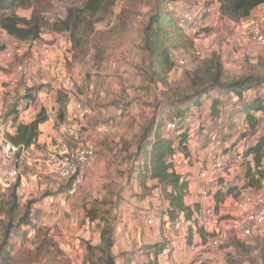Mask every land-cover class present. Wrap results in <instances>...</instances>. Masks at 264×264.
I'll return each mask as SVG.
<instances>
[{"label":"rangeland","instance_id":"374dc122","mask_svg":"<svg viewBox=\"0 0 264 264\" xmlns=\"http://www.w3.org/2000/svg\"><path fill=\"white\" fill-rule=\"evenodd\" d=\"M83 1L35 0L22 4L16 11L19 15L29 17L30 12L34 10L43 19L54 21L64 18L68 7L80 6ZM108 1L114 3L109 8L112 9V14H100L102 20L95 24L94 32L90 35L87 30L80 29L77 36L83 37L86 33L89 36L87 39H81L79 47L75 50L68 45L70 37L66 32L55 33L45 29L36 41L24 42L12 38L0 29V112L10 110L14 104L22 110L25 102L20 101V98L29 87L34 86L40 87L35 93L36 102L31 104L34 110H38L40 102L47 103V108L51 107L52 111L58 109L59 95L62 102L67 103L75 99L85 106L81 104V108L88 109L89 113L81 120L83 122H87L88 119L90 122L95 120L96 114L92 108L99 106L110 108V112H115L116 109L125 112L123 116L115 119L112 116H105L106 118L100 116L96 119L99 123L96 125L106 124L108 129L103 128L92 135H87V141L95 144L97 148V157L87 170L86 179L80 186L73 187L66 178L38 173L23 160L19 170L31 187L28 190L17 191L19 208L13 215L12 223H17L19 216L28 206L30 224L13 228L10 236L12 258L9 264L96 262L100 251L92 254L91 251H87L86 245H99L104 226L112 228L114 245L111 252L114 264L149 263L152 255L146 248L147 245L138 243L135 226L145 224L150 212L149 209L143 210L140 195L148 194L151 187H143L142 182L133 177L135 176L133 172L137 171L138 167L130 163L129 159L131 161L136 153L140 134L152 118L160 123L159 131L164 136L175 134L174 130L165 129L166 122L178 119L184 121L183 126L188 127L190 132L187 148L191 149L189 158H185L186 165H191L199 158L205 165L209 164V169L212 170L216 159L223 163V168L217 172L214 182L209 183L213 184L214 191L217 186L222 185L233 186L236 192L241 193L246 192L245 187L251 192L264 191V175L259 186L254 183L256 188L246 186L244 176L250 158L242 157V152L264 133V111L255 113L260 121L252 133L248 131L244 121L243 102L230 92H212L199 104L175 103L176 98L189 93L186 73L199 66L202 58L208 57L212 52L221 57L228 79L249 73L264 76V46L252 41L245 31L251 15L233 21L222 15L218 5H212L211 0H126L122 6H118L120 12L114 14L115 3L121 0ZM204 5H209V12L206 16L200 17L204 8L199 7ZM155 6H160L173 15L176 13V18L181 11L191 12V9H195L200 14L196 22L202 25L199 33H193L191 27H187L189 31L185 32V36L181 35L174 39L176 46V50L172 52L174 68L164 75L166 83L149 77L147 55L142 50V30ZM129 15L131 17H128ZM183 17L184 13L180 17L182 24ZM202 20L203 23H200ZM121 32L122 34L117 35ZM127 44L134 45L136 51L121 52L120 60L123 61L122 65H126L131 58L135 60V64H131L130 72L125 69L121 75H116L118 81L114 82L124 90L123 93L120 94L116 86L110 85L107 89L104 88L106 93L103 92V96L99 95L102 88L99 85L98 89L96 83L102 81L106 74L119 73L117 69L112 70L108 66L109 60L115 56L112 47ZM43 48L49 49L55 69H64L71 73L70 91H61L53 73L43 69L41 65ZM8 50L12 54L11 59L4 57V52ZM179 61L182 63L179 64ZM16 63L23 66L22 72L17 71ZM48 82L52 87H46ZM91 84L94 86L93 90L89 89ZM51 90H55L56 97H53V93L50 95ZM87 93H91L92 98L87 96L80 99L77 96H86ZM253 95L264 99V84L246 92L244 100ZM107 99L110 104L103 105ZM213 99L217 100L216 107H211ZM213 109L218 113L212 115ZM32 110L28 112H33ZM7 125L8 123L5 124V128H0V136L4 135L8 140L7 134L10 132L6 130ZM211 135L215 138L212 139ZM51 140V144L45 147L48 148L55 142L53 138ZM38 151L28 150L26 155L29 159H26L31 161ZM181 154L183 159L185 155L182 152ZM131 164L133 174L132 177H128L127 169ZM7 165L8 162L1 153L0 201L5 200L10 194L15 181L5 179L4 171ZM261 168L264 169V159ZM191 174L188 173L190 176ZM221 180L222 183H219ZM162 204L167 203H160L159 207L164 210ZM6 209L7 205H4L3 210ZM4 211L0 212V241L3 226L8 220ZM153 216L150 217L153 219ZM92 217H95L94 220L90 219ZM219 222H221L219 226L203 227L213 232H205L203 229L204 236H200L202 247L199 254H206L208 257L199 261L200 255L197 254L189 264H264L259 259L261 254L264 256V226L256 235L244 238L234 233L225 218ZM213 235L218 238L219 243L216 246H209L207 240ZM234 238L243 241L249 253L234 246L231 243ZM228 255L231 257L230 261Z\"/></svg>","mask_w":264,"mask_h":264},{"label":"trees","instance_id":"16d2710c","mask_svg":"<svg viewBox=\"0 0 264 264\" xmlns=\"http://www.w3.org/2000/svg\"><path fill=\"white\" fill-rule=\"evenodd\" d=\"M35 0H0V29L7 33L12 38L18 41L34 42L40 38L43 31L48 29L55 33H68L70 43L73 50L80 45L81 39L85 38L94 32L96 23L102 20L100 14H112V1L108 0H84L80 6H70L66 9V15L62 19H55L54 21H47L41 16L37 15L34 10L30 12V16L19 15L17 8L27 2ZM217 2L219 11L222 15L233 21H239L247 18L254 9L264 0H213ZM200 6L199 8H202ZM191 11H196L191 9ZM185 13V12H184ZM170 12L163 10L160 6H155L148 15L146 24L142 30V50L146 53V60H148V71L150 78L157 79L166 83L164 75L174 68V61L172 59V52L176 50V38L185 36L184 27H188L186 22L182 24L179 17ZM175 17V18H174ZM183 19V18H182ZM80 29L87 30V33L82 36H77ZM173 35H171V33ZM97 53V52H96ZM96 55V54H95ZM99 55V54H97ZM96 55V56H97ZM198 64L191 72H187L189 93L185 96L175 99L178 104H199L200 101L215 91H227L234 95L238 100H241L244 121L248 127L249 132H254L259 124V117L255 115L256 112L264 111V99L260 96L253 95L249 99L244 100V94L250 90L256 89L264 84V76L256 73H249L235 78H227L224 71V64L221 57L212 52ZM98 60V59H97ZM40 87H29L21 96L20 101L25 102L27 109L35 101V93ZM65 92V90L60 89ZM59 107L57 109V118L63 121L65 111V102H62L59 95L57 96ZM211 107H216L217 100L211 101ZM213 109L212 115L218 113ZM21 112L14 104L10 110L4 113L3 121L10 120L13 123L14 131L12 134H7L8 140L19 146L16 152V158L19 163H16L18 169V177L13 182L10 189V194L5 197V200L0 201V212L4 211L3 206L7 205L4 211L8 216L6 224L3 226L2 238L0 241V264H9L12 258V244L10 241L11 232L13 228L21 225L30 224V212L28 206L24 212L19 216L16 224L12 223L14 213L19 208L18 193L19 179L22 175L19 168L23 160L27 166L34 167L31 162L22 154L27 152L31 145L37 143L39 136V125L48 119V114L44 108H40L34 118L26 123L18 121V115ZM178 127L172 129L175 131L173 136H164L160 134V123L152 118L146 127L142 130L139 141L136 146V153L133 155L132 164L137 165L135 179L141 180H156L158 187L162 190L166 199V207L162 210L157 205H153L152 200L157 197L151 195V189L148 194L141 193L142 200H148L145 208L152 209V219L150 227H153L159 235L162 234L169 223L181 220L188 223V232L191 234L195 229L200 236H204V228L200 223V204L196 201L193 206L186 205L184 198L187 195V188L190 180L186 174H181L172 169V158L175 152H182L186 157H189L188 140L190 136L189 128L184 127V121L173 120ZM246 135V134H245ZM25 150V152H23ZM189 154V155H188ZM243 158H250L249 166L245 174L246 186L256 188L254 183L261 184V178L264 175V169L261 168L264 159V133H261L253 144L242 152ZM131 166L127 169L128 177H132ZM24 176V175H23ZM25 177V176H24ZM222 179V178H221ZM72 184V179H68ZM214 182V181H213ZM212 182V183H213ZM222 183V180L219 183ZM220 185V184H219ZM212 188L213 184H211ZM214 190V189H213ZM255 190L253 192H260ZM240 192H236L233 186H217L216 191L213 192L214 204L217 207L219 204L229 196H237ZM152 198V200H151ZM154 198V199H153ZM156 211V212H155ZM157 211L159 214H157ZM165 217V218H163ZM95 217L90 218L94 220ZM200 223V224H199ZM194 227V228H193ZM231 243L237 248H242L244 252H248L244 242L238 239L231 240ZM114 245V238L112 228L104 226L98 246H91L87 244V251H100V255L96 262H89V264H114V256L111 248ZM165 240L158 243L147 245L146 248L150 251L152 259L148 264H159L158 256L166 249ZM264 253V250H263ZM88 258V257H87ZM231 259L230 255H228ZM264 262L263 254L259 258ZM232 263V262H231Z\"/></svg>","mask_w":264,"mask_h":264},{"label":"built area","instance_id":"2783aa9c","mask_svg":"<svg viewBox=\"0 0 264 264\" xmlns=\"http://www.w3.org/2000/svg\"><path fill=\"white\" fill-rule=\"evenodd\" d=\"M202 9V8H201ZM199 9V10H201ZM187 13V14H186ZM198 11H191L184 13V21L191 27L193 33H199L201 24L196 22L199 17ZM264 3L259 4L252 12L245 27L248 37L264 46ZM43 57L41 59V65L46 72H52L57 79L59 86L62 90L70 91L71 80L70 72L64 69H55L52 63L51 54L48 52V48L42 49ZM4 57L8 59L12 58L11 52L5 51ZM236 58V56H234ZM182 63L179 61V64ZM16 69L19 72L23 71V66L16 65ZM94 86H89L90 90H93ZM79 112L78 117L84 118L88 114L87 108H81L78 105ZM166 130L176 129L178 125L175 121H168L164 125ZM59 136L55 139V142L51 146L39 149V151L32 157L31 164L34 166L38 173L51 176L55 175L59 178L72 179V186H80L86 179L87 170L91 167L97 157V148L95 144L87 142L84 144L72 143L69 140H76L79 137V129L75 124H68L65 122H59L57 125ZM212 136V135H211ZM215 136H212L214 139ZM19 146L11 143L5 138L4 135L0 136V154L2 153L4 159L8 162L7 168L4 171L5 179L16 180L18 177V169L16 163L19 161L16 158V152ZM25 152V150L23 151ZM27 152L22 154L25 158ZM29 159V158H28ZM197 164L200 167L198 172V180L200 183L194 188L196 193V201L200 204V221L203 227L219 226L222 218H225L226 222L233 229L234 233L241 235L244 238H250L256 235L260 229L264 226V191L239 193L237 196H229L227 199L230 201L225 204L222 202L217 207L214 204L213 188L209 183H212L217 172L223 168V163L220 160H215L213 169H208L203 160L197 159ZM19 190H28L30 184L28 180L21 175L19 179ZM152 218L147 219V223H152ZM170 229L179 230L182 227V221L176 220L169 223ZM216 236V235H215ZM219 240L217 237H210L207 240V245L216 246Z\"/></svg>","mask_w":264,"mask_h":264},{"label":"crops","instance_id":"0c3cea01","mask_svg":"<svg viewBox=\"0 0 264 264\" xmlns=\"http://www.w3.org/2000/svg\"><path fill=\"white\" fill-rule=\"evenodd\" d=\"M126 0H121L120 2H116L115 3V7H114V14L118 13L117 11L120 12V8L118 9V6H122V4L125 2ZM212 1V5H218L217 2ZM178 3H180V1H178ZM184 5V4H182ZM211 5V4H210ZM188 7V6H187ZM209 5H204L203 8V13L200 17L202 16H206V13L209 12ZM185 11H181L179 14H177V16L180 18L181 15L184 13ZM113 14V15H114ZM128 17H131L130 15ZM181 19V18H180ZM133 21V20H132ZM200 23H203L202 21H199ZM146 24V23H145ZM144 24V25H145ZM202 26V25H201ZM202 28V27H201ZM184 31L187 33L189 30L187 27H184ZM121 33H118L117 35H120ZM61 44V42H59ZM68 45L71 47V43L70 41L68 42ZM113 53L115 54L114 58H112L111 60H109V64L108 66L113 70V69H117L119 71V73L115 74V73H110V74H106V77L103 76V78L101 79L102 81L97 82L96 83V87L98 89H100L98 86L100 85V87L102 88V91L99 92V95H104L103 92L104 88L107 89V87H109L110 85H114L116 86V83H114L117 80V76L121 75L123 70H127L128 72L131 71V64H135V60L134 59H129V62L126 65H122L123 61L120 60L119 54L121 52L123 53H131L136 51L135 46L134 45H116L113 46ZM18 63H16L17 65ZM13 66L15 67V65L13 64ZM123 66H125V68H123ZM31 71H33V68H31ZM73 71V70H72ZM8 71L6 70V73ZM108 75V76H107ZM101 83V84H100ZM46 87L50 88L52 87V85L50 84V82H48L46 84ZM115 88L118 89L119 93L122 94L123 93V89L120 86H116ZM55 90H51L49 93L50 95H52L53 93V97H56V93H54ZM106 93V92H105ZM49 95V96H50ZM94 95L97 96V93H95ZM102 95V96H103ZM107 95V94H106ZM80 99H82L81 97H89L92 98V94L91 93H87L86 96H82V95H77ZM95 96V97H96ZM51 97V96H50ZM106 97V96H105ZM111 99V98H110ZM36 102V101H35ZM56 103V100H55ZM103 105H108L110 104L109 99L106 100V102H103ZM82 103L80 101H75L74 100H69L66 104H65V111L64 112V119L63 121H59L57 118V109H54V111L51 110L50 108H47L48 105L45 102H40V106L38 107V110L40 108H44L48 114V119L41 123L39 125V136L37 139V143L35 145H31L28 150H34L37 151L39 149L44 148L45 146L51 144V139L53 138L54 141L55 139L59 136L58 133V128L57 125L59 122H65L68 124H75L77 125V127H79V137L76 140H69L72 143H77V144H84L87 143V135L88 134H94L96 133V131L101 130L103 128H107L106 124H104V126L102 124L98 125L99 123L97 122V118L98 117H105V116H112L113 119H115V117H121L125 114V112H120L118 111L119 109L114 110L115 112H110L109 109L110 108H106V107H102L99 106L98 108H92V110H94L95 114H96V119L90 122V119L87 120V122H83L78 117V112L80 111L78 108V105H81ZM55 105V104H54ZM83 105V104H82ZM84 106V105H83ZM85 107V106H84ZM108 107V106H107ZM31 109H33V112H28ZM38 110H34V108H32V106L30 105L27 109H23V111L21 110V112H19L18 115V121L19 122H29L31 121L34 116L36 115ZM90 110V108H89ZM91 111V110H90ZM97 111V112H96ZM109 111V112H108ZM5 112H0V119H2L3 121V115ZM89 113V112H88ZM94 117V116H93ZM106 118V117H105ZM4 122V123H3ZM3 122H1L0 120V128H5V124L8 123V125L6 126V130L10 132V134L13 133L14 131V126L13 123L10 120H4ZM91 123V124H90ZM96 123H98L96 125ZM100 127V128H99ZM27 150V151H28ZM28 153V152H27ZM182 154L181 152H175L172 158V169L175 170L178 173L181 174H187V178L190 180L188 188H187V195L184 198L185 204L186 205H190L193 206L194 203L196 202V193L194 191V188L200 183V181L198 180V172L200 170V167L198 166L197 162H193L191 165L188 166V164L186 165V159L185 158H189V157H185L183 159H181ZM199 159V158H198ZM202 160V159H201ZM205 165V164H204ZM208 169H209V164L205 165ZM219 172V171H218ZM188 173H192L191 176L188 175ZM46 178H48L47 176H44ZM137 180V179H136ZM139 182H142L143 187H152L151 189V195L157 197V199L152 200L153 205H157L158 207L160 206V203H167L165 202L166 200L164 199V194L162 192L161 189H159L158 187H155V185L157 184L156 180H141ZM249 188L245 187L244 191H247ZM19 191V190H18ZM228 198V197H227ZM154 199V198H153ZM148 200H142V207L144 211H147V208H145L146 203ZM230 201V199H226L225 200V204H227ZM163 205V204H162ZM163 207H166V204L163 205ZM149 214L147 215L146 221L148 218H151V212L152 209H149ZM165 218V217H163ZM145 221V224H140V225H133L135 226L136 229V237L138 238V243L139 244H143V245H152L155 243L160 242L161 240H165L166 242V249L163 251V253H161L158 256V262L159 264H189L191 261L194 260L195 256L197 254H199L200 249L202 246H200L201 244V237L200 235L196 232V230L194 229L193 232L191 234H189L188 232V223L187 222H182V227L179 230H174V229H170L168 227V225L166 226L165 230H163L162 234L159 235L157 233V231L153 228L150 227V225ZM201 223V221H200ZM199 223V224H200ZM194 228V227H193ZM215 231H217V229L214 227ZM205 232H213L212 230H207L206 228H204ZM167 242H169L167 245ZM100 243V240H99ZM98 243V244H99ZM93 245H96V243H92ZM97 244V245H98ZM205 247V245H204ZM199 261H202V259H205L206 257H208L206 254H199Z\"/></svg>","mask_w":264,"mask_h":264}]
</instances>
